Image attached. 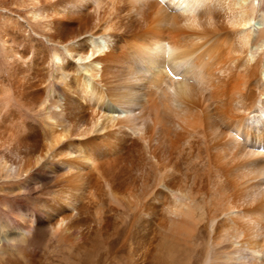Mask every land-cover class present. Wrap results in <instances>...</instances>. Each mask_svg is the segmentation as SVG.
<instances>
[{
  "label": "bare ground",
  "instance_id": "1",
  "mask_svg": "<svg viewBox=\"0 0 264 264\" xmlns=\"http://www.w3.org/2000/svg\"><path fill=\"white\" fill-rule=\"evenodd\" d=\"M257 1L15 2L0 247L46 232L70 262L110 243L124 264H264Z\"/></svg>",
  "mask_w": 264,
  "mask_h": 264
},
{
  "label": "rangeland",
  "instance_id": "2",
  "mask_svg": "<svg viewBox=\"0 0 264 264\" xmlns=\"http://www.w3.org/2000/svg\"><path fill=\"white\" fill-rule=\"evenodd\" d=\"M24 0H0V22L2 17L11 15L15 12V8L19 11H22L21 8H18L14 3L17 2L21 4ZM258 3L257 0H254V6ZM15 15H17L15 13ZM18 16V15H17ZM262 16L264 12L256 11L255 13V23ZM19 18V19H17ZM24 18V19H23ZM27 14H20L19 17H14L18 21L25 20ZM40 115L36 116V119H39ZM38 186V185H37ZM3 186H0V195L7 194V189H2ZM47 193L46 190H42ZM10 192L20 193V191L11 190ZM2 200L0 199V204ZM21 203H25L24 201ZM25 203L24 205H27ZM0 208L2 206L0 205ZM39 241L36 242H20L14 247L5 245L0 247V264H124L125 258L128 256L127 252L121 249L115 250L112 244H107L105 249H98L95 252L83 253L77 257L76 261L70 262L69 258L65 255V252L62 248H58L53 241L47 237V233H39ZM43 243V244H42ZM118 261V262H117Z\"/></svg>",
  "mask_w": 264,
  "mask_h": 264
}]
</instances>
